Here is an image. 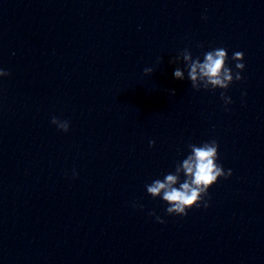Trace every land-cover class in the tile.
<instances>
[{
  "label": "water",
  "instance_id": "1",
  "mask_svg": "<svg viewBox=\"0 0 264 264\" xmlns=\"http://www.w3.org/2000/svg\"><path fill=\"white\" fill-rule=\"evenodd\" d=\"M217 48L243 79L193 89ZM0 69V264H264V0H0ZM213 139L232 175L167 215L145 185Z\"/></svg>",
  "mask_w": 264,
  "mask_h": 264
},
{
  "label": "clouds",
  "instance_id": "2",
  "mask_svg": "<svg viewBox=\"0 0 264 264\" xmlns=\"http://www.w3.org/2000/svg\"><path fill=\"white\" fill-rule=\"evenodd\" d=\"M206 19V17H204ZM181 57L188 69V78L191 82V87L197 91L201 87L205 90L224 89L227 90L235 81L243 79L241 72L245 65L243 52L237 51L232 55V60L236 62L235 67L238 71L233 73L228 67V53L224 48H217L204 53L203 61L197 57L193 59L191 53L185 49L181 53ZM181 57H177L179 60ZM175 63L176 61H170ZM145 74H152L154 69L145 68ZM10 75L9 72L0 69V77ZM174 78L177 80L184 79V71L177 67L174 70ZM171 95H175V90H170ZM221 99L225 104L232 103L230 97L221 92ZM51 123L56 125L58 130L63 132L69 131V121L60 120L53 116ZM155 141H149V146H154ZM190 154L187 155L181 163H178L174 173H169L161 179H155L151 184L145 185L146 191L154 199L162 198L168 207L166 208L167 215L187 216L188 211L192 208L203 206L208 208L210 197L208 196L209 189L217 183L220 178L228 179L232 175V170L227 172L222 165L217 163L219 159L218 142L213 139L209 142H204L201 145L189 144ZM75 174V173H74ZM183 174L184 179L181 180ZM208 197V199H206ZM137 207V205H133ZM143 209V205H138ZM150 216H155L158 223L165 221L155 212H149Z\"/></svg>",
  "mask_w": 264,
  "mask_h": 264
}]
</instances>
